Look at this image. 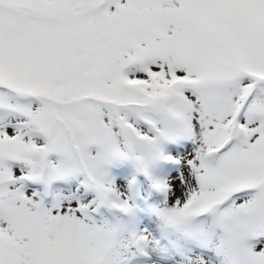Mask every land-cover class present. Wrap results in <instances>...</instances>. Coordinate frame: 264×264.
Instances as JSON below:
<instances>
[{
    "label": "snow or ice",
    "instance_id": "6c2138e0",
    "mask_svg": "<svg viewBox=\"0 0 264 264\" xmlns=\"http://www.w3.org/2000/svg\"><path fill=\"white\" fill-rule=\"evenodd\" d=\"M0 264H264V0H0Z\"/></svg>",
    "mask_w": 264,
    "mask_h": 264
}]
</instances>
